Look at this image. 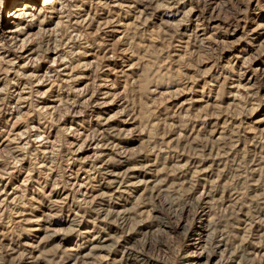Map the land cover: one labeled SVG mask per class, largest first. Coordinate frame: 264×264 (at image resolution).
I'll list each match as a JSON object with an SVG mask.
<instances>
[{
	"label": "rangeland",
	"instance_id": "1",
	"mask_svg": "<svg viewBox=\"0 0 264 264\" xmlns=\"http://www.w3.org/2000/svg\"><path fill=\"white\" fill-rule=\"evenodd\" d=\"M14 1L0 264H264V0Z\"/></svg>",
	"mask_w": 264,
	"mask_h": 264
},
{
	"label": "bare ground",
	"instance_id": "2",
	"mask_svg": "<svg viewBox=\"0 0 264 264\" xmlns=\"http://www.w3.org/2000/svg\"><path fill=\"white\" fill-rule=\"evenodd\" d=\"M15 2V5H14V8H15V10L12 12V13H10V14H6V19H10V18H12V20L10 21V22H12V24H14L15 26V28L18 26V22H20L21 21V17H23V16H25V14H27L28 16H34V14H32V13H30V11L28 10V9H30V7H29V5L26 3V1L25 0H15L14 1ZM116 2L117 1H115V4H116ZM105 3V2H104ZM42 5V7L40 8V10H39V12L38 13H40L41 12V9L42 8H46V7H48V6H51V5H45L44 4V0H42V3H41ZM112 4V3H111ZM114 4V5H115ZM111 9V8H110ZM58 12V11H57ZM0 18H1V16H0ZM4 20H5V18H4ZM4 20H0V32H6V33H11L12 32V30L10 29V28H8V29H5V23H4ZM103 20V19H102ZM2 22V23H1ZM105 24V23H104ZM20 26V25H19ZM14 28V29H15ZM114 28V27H113ZM115 29V28H114ZM118 29V28H117ZM17 31V30H16ZM15 33V32H14ZM14 35V34H13ZM11 36V35H10ZM13 38V37H12ZM9 59V58H8ZM7 59V60H8ZM10 62L12 61L13 62V60H9ZM4 62V61H3ZM9 62V63H10ZM11 65H13V64H11ZM116 135V134H115ZM106 161V160H105ZM131 168V167H130ZM104 169V168H103ZM106 170V169H105ZM118 172V171H117ZM112 173V172H111ZM116 173V172H115ZM129 173V172H128ZM132 174V173H131ZM119 175V174H118ZM108 177V176H107ZM110 179V178H109ZM119 180V179H118ZM129 181H131V179L129 180ZM116 183V182H115ZM118 183H120V182H118ZM117 183V184H118ZM126 183V182H125ZM132 185V184H131ZM115 187V186H114ZM118 187V186H117ZM120 188V187H119ZM109 191V190H108ZM106 192V191H105ZM102 194V193H101ZM104 194V193H103ZM108 197V196H107ZM39 225V224H38ZM38 227V226H37ZM71 227V226H70ZM200 233V232H199ZM203 238V237H202ZM198 240H200V239H198ZM29 244V243H28ZM196 244H197V242H195V243H192V246L193 247H195L196 246ZM96 246V245H95ZM199 246V245H198ZM100 247V246H99ZM203 248V247H202ZM94 250H96V249H94ZM93 250V251H94ZM92 251V250H91ZM197 251V250H196ZM205 257V256H204ZM190 260V259H189ZM201 260V259H200ZM191 262V261H190ZM189 262V263H190ZM200 263H201V261H200ZM185 264V263H184Z\"/></svg>",
	"mask_w": 264,
	"mask_h": 264
},
{
	"label": "clouds",
	"instance_id": "3",
	"mask_svg": "<svg viewBox=\"0 0 264 264\" xmlns=\"http://www.w3.org/2000/svg\"><path fill=\"white\" fill-rule=\"evenodd\" d=\"M54 2V0H44V4L47 5H51ZM21 18H29L31 20H35L36 17L35 16H28L27 14H25V16L21 17Z\"/></svg>",
	"mask_w": 264,
	"mask_h": 264
}]
</instances>
